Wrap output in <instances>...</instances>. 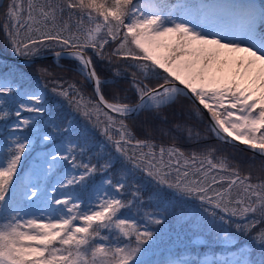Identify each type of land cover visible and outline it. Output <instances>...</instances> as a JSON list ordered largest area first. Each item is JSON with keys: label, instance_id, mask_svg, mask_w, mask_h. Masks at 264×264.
Listing matches in <instances>:
<instances>
[{"label": "snow or ice", "instance_id": "1", "mask_svg": "<svg viewBox=\"0 0 264 264\" xmlns=\"http://www.w3.org/2000/svg\"><path fill=\"white\" fill-rule=\"evenodd\" d=\"M3 15L25 66L50 53L81 80L0 74V264H264V178L211 143L264 165V0H9ZM181 98L190 119L207 110L203 131L163 127ZM144 113L160 126L140 136Z\"/></svg>", "mask_w": 264, "mask_h": 264}, {"label": "trees", "instance_id": "2", "mask_svg": "<svg viewBox=\"0 0 264 264\" xmlns=\"http://www.w3.org/2000/svg\"><path fill=\"white\" fill-rule=\"evenodd\" d=\"M9 3V0H3V7H0V25L3 24L4 22V9L6 8L7 4ZM0 52L5 53V54H13L12 50L8 47V44L6 42V37L5 33L2 29H0ZM60 64L62 65L61 68H57L55 66V63L52 60L46 59L44 61H36L35 64L32 65V67H27L25 65L21 64H16L12 63L6 60L0 59V74L3 73H8L10 71H19V72H24L28 74V77L31 78V80H36L38 79L37 76V66L39 65H46L50 67L55 73L56 76L58 77H63L68 81L75 80L78 84L80 83L81 77L75 72V71H70L66 69H72L74 67V64L72 62H69L67 60H61ZM99 74L101 75V78H108L111 76V73L108 70L107 65L103 66H98L97 68ZM154 83V82H153ZM84 89V93L86 98L92 96V91L89 87V85H82ZM119 87H127L126 84L121 82ZM105 95L107 98L112 99L114 92L109 89L105 88ZM131 95V94H129ZM94 98V97H93ZM65 109L68 108L67 104H64ZM191 111V102L187 100L186 98H181L176 105L175 109L169 108L166 110L167 115H168V123L163 125L164 128H171L174 122H188L193 124L196 127H199L202 131L203 129L207 126L206 119L204 117L203 123L199 122V120H194L189 118V113ZM84 121L81 120V123ZM3 122H0L2 124ZM130 125H133L136 129L137 135L142 136L143 134V125L145 124H152L153 126H160V122L158 120H153L152 115L149 113H144L141 114L139 117L135 118L134 121L130 120L128 121ZM91 127V126H89ZM95 138L97 141H103L104 137L97 131L95 133ZM155 141L159 143H163L165 145L171 143V139L168 136H163L159 132L156 133L154 137ZM211 143H213L220 151L219 155H222L226 158H228L234 167H238L241 174H247L251 173L253 178L260 176L261 178H264V165H262V158L258 156H254L247 151H244L240 148H233L231 145H226L219 143L218 141L215 140L213 137L211 139ZM181 147L187 149L188 145L186 143H181ZM24 162L22 161V164ZM54 179V178H53ZM97 180H99V177H97ZM194 211V209H193ZM122 212H127V210H122ZM178 231V229H173L171 232V236L173 239H175V234ZM191 234L188 235H181V241L182 244L181 246L188 244L189 243V238L191 237ZM167 239V237H166ZM241 243H248L250 246L255 247L254 245H251V241H245L243 237H240ZM208 251H214L219 253L222 251L220 247H215L213 249H208L207 247H202L201 252H208ZM258 254V249L257 253Z\"/></svg>", "mask_w": 264, "mask_h": 264}, {"label": "water", "instance_id": "3", "mask_svg": "<svg viewBox=\"0 0 264 264\" xmlns=\"http://www.w3.org/2000/svg\"><path fill=\"white\" fill-rule=\"evenodd\" d=\"M0 59H2V60H6V61H9V62H12V63H16V64L25 65V63H24V59H23V58L16 57V56L6 55V54L1 53V52H0ZM48 59L54 61V58L51 56L50 53L48 54ZM89 87H90V89H91V91H92V88H91L90 85H89ZM204 117H205V119H206V121H207V123H208V119H209L210 117H209V115H208V113H207V110H204ZM233 143H237V148H240V149H242V150H244V151H247L248 153L254 155L253 152H252L250 149L247 148V146H245V145H240V144H238V142H233ZM255 156L260 157L258 154H256ZM260 158H261V157H260Z\"/></svg>", "mask_w": 264, "mask_h": 264}, {"label": "rangeland", "instance_id": "4", "mask_svg": "<svg viewBox=\"0 0 264 264\" xmlns=\"http://www.w3.org/2000/svg\"><path fill=\"white\" fill-rule=\"evenodd\" d=\"M2 53V52H1ZM5 54V53H4ZM6 55H10V56H15L14 54H6ZM17 57V56H16ZM27 115V114H25ZM207 123V121H206ZM34 212H36L37 215H40L41 213H39L36 209H33ZM189 239H195V237L191 236Z\"/></svg>", "mask_w": 264, "mask_h": 264}]
</instances>
